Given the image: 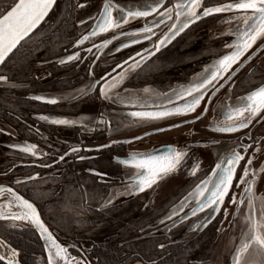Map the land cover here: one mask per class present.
<instances>
[{
    "label": "flooded vegetation",
    "instance_id": "obj_1",
    "mask_svg": "<svg viewBox=\"0 0 264 264\" xmlns=\"http://www.w3.org/2000/svg\"><path fill=\"white\" fill-rule=\"evenodd\" d=\"M59 1L64 15L60 19L51 13L36 39L41 45L59 36L51 40V47L44 45L32 54L35 59L28 72L18 74L10 67L0 72L8 77V83L0 82V185L34 203L58 240L68 243L71 252L88 264H232L235 249L247 231V199L242 197L245 185L238 180L247 158L256 149L257 139L260 150L251 167L264 168V120H253L249 127L234 132L213 129L224 122L228 105H238L241 97L264 85V39L257 40L213 82L194 112L137 118L130 113L171 108L169 97L174 104H182L172 90L189 86L205 69L214 71V63L232 51L224 45L235 40L233 34L241 21L230 19L232 12L202 16L174 38L169 34L157 51L158 41L184 17L178 21L175 12L172 19L152 13L91 36L106 0ZM14 2L0 0V14ZM117 2L142 7L153 0ZM226 2L203 0L205 6ZM175 3L164 0L158 12ZM145 24L151 32L139 33ZM60 28L65 32L59 33ZM121 33L136 34L138 42L132 43V36ZM85 35L89 39L77 45L76 41ZM105 40L111 43L93 46ZM145 49L153 54L148 56ZM34 50L26 44L15 52L17 58H23ZM75 53H79L78 59L60 63ZM137 53L146 59L139 68L128 71L122 84L114 89L125 102L100 99L99 85L93 88V82L102 76L109 81L112 77L118 79L140 60ZM249 56L251 59H246ZM36 96L45 99L36 100ZM53 99L56 103L50 102ZM206 105L208 111L201 116ZM197 116L201 118L197 120ZM56 119L73 123L57 124L53 122ZM245 144L252 145L246 154L242 147ZM28 145L36 146V155L23 150ZM168 146L186 151L182 166L152 188L126 194L125 189L136 183V170L123 161L134 153L160 155L168 151ZM73 148L77 151H70ZM233 149L244 154L245 160L237 166L233 185L218 206L220 211L206 208L193 215L197 197L189 193H194L201 181L214 179L213 169L219 158ZM255 193L264 195V172L256 178ZM233 196L236 203L230 202ZM242 198L244 204L239 203ZM209 216L212 220L201 228ZM91 232L93 237L87 236ZM185 235L188 238L184 239ZM0 238L17 250L22 264H47L43 242L34 228L13 219L0 220ZM142 245H149L150 250ZM109 246L117 251L111 263L103 256V249ZM0 264H7V260H0Z\"/></svg>",
    "mask_w": 264,
    "mask_h": 264
},
{
    "label": "snow or ice",
    "instance_id": "obj_2",
    "mask_svg": "<svg viewBox=\"0 0 264 264\" xmlns=\"http://www.w3.org/2000/svg\"><path fill=\"white\" fill-rule=\"evenodd\" d=\"M53 3L54 0H16L13 4L5 7L3 13L0 14V64L5 62L8 54L44 19ZM163 4L164 0H153L150 4H143L142 7H133L131 4L121 5L117 0H106L100 12L96 29L89 35L96 36L110 29L120 28L122 24L128 23L129 19L147 17L152 13H158L161 16H167L168 19H172V14L175 12L178 21H180V17H184L179 22V25L176 23L172 24L169 28V33L165 34L164 38L160 39L155 45L156 50L159 51L160 47L169 39V34L174 38L175 35H179L180 32L184 31L190 23L201 19L202 16L207 17L214 13L232 12L233 16L230 19L240 20L241 27L233 34L235 35V40L232 43H225L224 46L232 49V51L214 63V71L208 72L205 69V72L198 74L194 82L189 86H181L179 90H172L176 100L183 101L182 104H174L173 100L169 97L168 103L173 104L171 108L155 112L134 111L130 113L131 116L137 118L158 119L173 114L182 115L194 112L201 100L204 99L206 91L213 82L221 78L224 73H227L232 68V65L236 64L253 47L257 40L264 39V0H228L226 3H220L215 6H205L203 0H176V3L171 8H164L163 12H158L163 7ZM78 7H83V5H78ZM114 11L117 13L116 16L113 15ZM151 30L145 24L144 27L138 29V32L148 33ZM89 35L82 36L76 41V44H83L84 41L89 39ZM121 35L132 36L133 39L131 42H138L134 38L136 35L134 33H121ZM147 38L145 36V39ZM109 43H111L110 40H105L102 45L93 46L103 47ZM124 46L126 45H121V47ZM88 51H91V49H88ZM144 51L148 56L153 54L148 49ZM136 55L140 56V53ZM78 58L79 53H75L61 59L60 63L63 64L66 60L72 61ZM145 59V56H140V60L134 61L133 65L122 72L118 79L112 77L109 81L105 80L102 76L100 80L94 81L93 88L99 85V98L124 103L125 100L120 99L119 93L114 92V89L122 84L128 71L139 68ZM246 59H251V56ZM124 63L126 64L127 61ZM117 67H120V65H117ZM229 79H231V76H229ZM100 81L104 82L101 83ZM0 82L8 83V77L6 75H0ZM84 94L87 93L85 92ZM185 97H189L190 99L185 100ZM34 99L44 100L45 97L36 96ZM50 102L56 103V100L53 99ZM127 102L131 103V99L127 98ZM227 109V112L224 114V122L213 130L219 132H234L241 128L249 127L253 123V120H257V122L264 120V115H261L264 112V85L254 89L246 96L241 97L238 105H228ZM207 111L208 108L206 105L201 116ZM201 116H197L196 119H200ZM41 119L48 118L41 117ZM53 122L57 124L73 123L66 119H56ZM101 123H105V121L101 120ZM176 126L173 125V127ZM157 130L163 131V129ZM139 138L135 137V139ZM254 143L256 144V149L253 151V155L247 158L243 166L242 175H240L238 180V183L245 185L242 197L247 199L248 215L245 217L247 231L241 243L235 249L232 256V264H264V195L257 196L255 193L256 178L260 172H264V168L257 170L251 167L256 152L260 150V140L257 139ZM35 147V145H28L23 150L25 152H31L32 155H36V152L33 151ZM242 147L244 154H246L252 145L245 144ZM70 151L75 152L77 149L73 148ZM244 154L233 149L226 156L219 158L213 169L214 179L201 181L200 184L196 185L195 192L189 193L190 196L195 195L197 197L198 207L193 210V215L196 214V211H203L206 208H212L213 211H220L218 206L223 204L225 196L228 194L230 187H232L237 166L240 165L241 160H245ZM186 156V151L183 149L178 150L172 146H168V151L160 155L146 153L131 154L129 159L123 161V164L136 170V183L131 188L125 189L126 194L132 195L134 192H143L145 189L152 188L160 180L175 173L182 166ZM60 159L63 160L64 157L61 156ZM196 168H198V165L193 168V175L195 174ZM209 184H211V187H209ZM5 190L12 193L13 198L21 208V213L11 217L0 216V219L10 218L13 220L30 221L39 230L40 235L45 241L48 242L47 264H72V261L76 260V258L70 257L67 247L56 241L52 232L49 231L41 219L36 206L24 197L13 193L11 189L0 187V193H3ZM244 198L239 201L240 204H244ZM230 202L236 203L234 196ZM108 203H111V200ZM173 215H175V212H173ZM166 218L171 219V216ZM159 247L163 248L164 245L161 244ZM9 251L11 258L7 260V264H19L18 260L15 259L18 256L17 250L9 247ZM4 259L5 256L0 255V260ZM76 264H88V261L86 259L76 260ZM152 264H155V262H152Z\"/></svg>",
    "mask_w": 264,
    "mask_h": 264
},
{
    "label": "water",
    "instance_id": "obj_3",
    "mask_svg": "<svg viewBox=\"0 0 264 264\" xmlns=\"http://www.w3.org/2000/svg\"><path fill=\"white\" fill-rule=\"evenodd\" d=\"M57 2L58 0H54V3L52 5V7L49 9L47 15L44 17V19L37 25V27L35 29H33V31L31 33H29V35L27 37H25L21 42L20 44L17 45V47L15 49H13V51L11 53L8 54V56L5 58V62L8 60V58L13 54L15 53V51L19 48V46L26 40V39H29V37L35 33L40 27L41 25L47 20V18L50 16V14L55 10L56 6H57ZM4 62V63H5ZM4 63L3 64H0V68L4 66ZM0 187H3L4 189H9V188H6L4 186H1ZM13 193H16L22 197H24L23 195H21L20 193H18L17 191L11 189ZM25 198V197H24ZM27 199V198H25ZM28 200V199H27ZM30 201V200H29ZM31 202V201H30ZM32 203V202H31ZM34 204V203H33ZM35 205V204H34ZM37 208V207H36ZM38 210V208H37ZM39 212V210H38ZM21 213V208L20 206L18 205V203L15 201V199L13 198V195L12 193H9L8 191H4L3 193H0V216H7V217H11L13 215H19ZM40 214V212H39ZM40 217L41 219L43 220L44 224L47 226V228L49 229V226L46 224V222L44 221V219L42 218L41 214H40ZM186 218H189V217H184V219ZM213 216H209L202 224L201 228H203L205 225H207L211 220H212ZM10 219V218H9ZM0 220H7V219H0ZM17 222H19L20 224L24 225V226H27V227H30V228H34L36 230V232L39 234L42 242H43V245H44V249H45V252H46V255L48 256V248H47V244L48 242L45 241V239L40 235V232L38 229H36L35 225H33L30 221H27V220H16ZM190 230V229H189ZM49 231H51V229H49ZM52 232V231H51ZM54 238L56 239V241L58 243H60L61 245H64L67 247V251L70 255V257H74L76 258V260H81V257H76V255H74L71 250H70V245L66 242H63V241H59L58 238L55 236V234L52 232ZM9 247L10 248H13L11 247V245H9L6 241H4L2 238H0V255H3L5 256V260H8L9 258H11V255H10V251H9ZM16 260H18L19 264H22L20 261H19V258L18 256L15 257ZM76 260H73L72 261V264H76Z\"/></svg>",
    "mask_w": 264,
    "mask_h": 264
},
{
    "label": "trees",
    "instance_id": "obj_4",
    "mask_svg": "<svg viewBox=\"0 0 264 264\" xmlns=\"http://www.w3.org/2000/svg\"><path fill=\"white\" fill-rule=\"evenodd\" d=\"M58 5L60 6V10H59V13H58V16H63L64 15V13L62 12V1H59L58 2ZM51 15H53V13L51 14ZM50 15V16H51ZM44 27L45 26H43V25H41V27L35 32V33H33L30 37H29V39H26L20 46H19V48L20 47H22L23 45H26V44H29V42H32L33 44H32V48H35V50L33 51V52H29V54H26L25 56L26 57H23V58H17V56H16V52L15 53H13L9 58H8V60L4 63V66L3 67H1L0 68V71L1 70H3V69H5V68H8V67H10V70H13L15 73H24V72H28V70H31V68H32V66H31V64H32V62H33V60L35 59L33 56H32V54H34L35 55V53H36V51L37 50H39V49H41V47L42 48H44L45 46L44 45H47L48 47H51L50 46V43H51V40H53L54 38H57V37H59V36H52L50 39H46V40H44L42 43H41V45H37V41H36V39L38 38L37 37V35L40 33V32H42L43 31V29H44ZM62 32H65V30H64V28H60L59 29V33H62ZM66 34H67V32H66ZM32 56V57H31ZM37 58V57H36ZM149 248V250H150V246L148 245V246H145V248ZM141 248V247H140ZM142 248H144V246L142 245ZM144 248V249H145ZM147 248V249H148ZM103 256H105L106 257V262L108 263H111V259L117 254V251H116V249L114 248V247H106L105 249H103Z\"/></svg>",
    "mask_w": 264,
    "mask_h": 264
},
{
    "label": "rangeland",
    "instance_id": "obj_5",
    "mask_svg": "<svg viewBox=\"0 0 264 264\" xmlns=\"http://www.w3.org/2000/svg\"><path fill=\"white\" fill-rule=\"evenodd\" d=\"M59 8H60V6H58ZM58 8V10H57V6H56V8H55V10L52 12V13H54L55 14V16H57V17H60V19H61V15L60 16H58V13H59V9ZM57 10V12H55ZM32 42H29V44H27V48H32ZM16 56H18V55H16ZM19 57V56H18ZM22 57V56H21ZM5 69H3V70H1V71H4ZM0 71V72H1ZM4 73V72H3ZM14 221H16V220H14ZM93 235H94V232H91L90 234H88L87 236H89V237H93ZM184 239L185 238H188V235H185V237H183ZM184 263V262H183Z\"/></svg>",
    "mask_w": 264,
    "mask_h": 264
}]
</instances>
